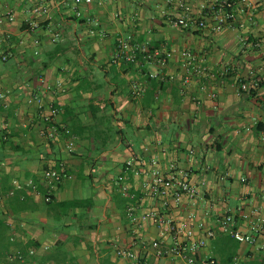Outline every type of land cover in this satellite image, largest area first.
<instances>
[{"label": "crops", "instance_id": "crops-1", "mask_svg": "<svg viewBox=\"0 0 264 264\" xmlns=\"http://www.w3.org/2000/svg\"><path fill=\"white\" fill-rule=\"evenodd\" d=\"M212 1L93 0L76 16L70 0H0V17H14L0 24V264H183L151 246L147 215L165 210L193 239L214 232L196 264L264 258V234L247 245L219 226L264 221V0L236 4L219 31L202 10ZM177 18L193 25L171 28ZM122 38L173 55L126 62ZM184 50L196 56L188 70ZM60 165L46 202L43 172ZM154 171L186 172L195 195L152 198Z\"/></svg>", "mask_w": 264, "mask_h": 264}, {"label": "built area", "instance_id": "built-area-1", "mask_svg": "<svg viewBox=\"0 0 264 264\" xmlns=\"http://www.w3.org/2000/svg\"><path fill=\"white\" fill-rule=\"evenodd\" d=\"M71 8L73 9L76 16L81 15L79 7L82 5H88L93 0H70ZM253 0H213L210 5L203 6V13L210 17L214 23V29L216 31L221 30L227 23L235 19L234 6L236 4L250 5ZM34 13L40 14V12H46L45 7H35ZM14 17L11 12H7L5 16L0 17V24L4 20L13 21ZM168 24L171 28H188L193 25L191 20L186 18L169 19ZM196 28L204 26L203 21H199L195 24ZM37 27V25H33ZM37 43V40H34ZM118 53L120 58L126 62H135L137 60V53H143L147 59H154L158 66H166L167 62L171 59L173 51H166L161 49H151L146 43L141 45L133 46L128 38H122L118 41ZM180 57L183 60V66L186 70L189 66L196 61V56L187 50L180 52ZM7 59L6 55L0 51V62H5ZM202 60L198 61V69L203 72L204 67L200 64ZM182 81L188 83L191 81V76L186 73L183 76ZM256 85L257 80L253 81ZM242 91L249 90L248 84L242 82L240 85ZM56 109H51V115H55ZM132 161L127 162V166H130ZM66 177L65 168L60 165L59 167H50L43 172L42 178L46 188V194L44 200L48 202L50 200V192L54 189L64 178ZM121 179V178H120ZM16 188H20L17 181L13 182ZM144 187L148 190L149 195L152 198H161L166 202V197L171 196L176 202H178L183 195L193 197L196 193L194 187H192L187 180V173L184 171H171L168 174H161L158 171H154L152 175L145 182ZM123 190H126L125 187ZM1 200V196H0ZM132 210V209H131ZM133 214V213H132ZM130 213V215H132ZM152 217L155 226L160 234L159 239L154 240L151 243L155 254L158 257H164L166 254H173L183 261V264H196L197 253L206 246L207 241L214 237V232L210 229L205 230L203 235L198 239H193V232L191 229H182L178 227L168 216L166 210L161 213H153L147 215ZM220 228L226 232L232 239L239 243L254 245L258 241V237L264 234V221L257 220L249 224L245 229L235 228V221L233 216L226 215L219 220ZM166 235L170 238V246L166 249ZM185 235L187 240H182L181 237ZM29 254H33V250L29 251ZM117 256L125 257L128 260H135L137 257L135 253L128 249H119L116 252ZM21 263L26 262L24 255L17 254L15 256Z\"/></svg>", "mask_w": 264, "mask_h": 264}, {"label": "trees", "instance_id": "trees-1", "mask_svg": "<svg viewBox=\"0 0 264 264\" xmlns=\"http://www.w3.org/2000/svg\"><path fill=\"white\" fill-rule=\"evenodd\" d=\"M59 167V166H58ZM5 260H7V259H5ZM15 261H18L19 262V260L18 259H14ZM8 261V260H7ZM9 263V262H8ZM259 264H264V258L263 259H261L260 261H259Z\"/></svg>", "mask_w": 264, "mask_h": 264}]
</instances>
